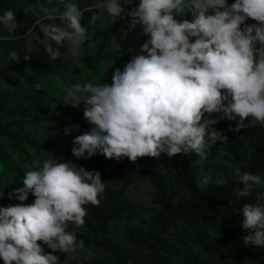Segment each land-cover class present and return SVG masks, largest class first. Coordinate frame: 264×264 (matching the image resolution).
Listing matches in <instances>:
<instances>
[{
    "label": "clouds",
    "instance_id": "clouds-1",
    "mask_svg": "<svg viewBox=\"0 0 264 264\" xmlns=\"http://www.w3.org/2000/svg\"><path fill=\"white\" fill-rule=\"evenodd\" d=\"M60 3L62 12L42 6L44 15L35 20L52 61L62 57L59 47L65 44L66 54L73 57L86 42L89 48L96 46L81 24L85 9L75 2ZM126 5L102 0L98 7L111 17H130L129 30L140 25L149 39L123 70L115 68L111 85L75 83L66 90L65 104L78 107L83 102V116L92 125L73 139L75 157L99 153L120 160L118 167L161 153L165 160L193 152L207 159L214 144L227 140L214 127L222 120H229V130L235 132L264 126V0H139L130 11ZM185 13L193 19L174 18ZM57 19L64 27L45 23ZM98 19L92 15L90 24ZM249 19L254 22L248 24ZM0 24L7 30L4 39H14L16 13L5 11ZM110 43L120 53L118 40L110 37ZM9 55L19 62L15 51ZM78 130L69 124L64 134ZM232 173L242 185L237 198H248L264 185L260 175L239 166ZM209 182L205 177L199 186ZM104 191L98 171L77 168L63 158L34 160L32 169L24 172L23 187L0 202V259L4 264H59V257L45 254L38 241L63 254L83 249L85 242L68 226L82 227L88 214L84 205L98 207ZM30 193L34 197L24 204ZM235 212L247 233L244 245L264 247V194L257 193L254 203H244Z\"/></svg>",
    "mask_w": 264,
    "mask_h": 264
},
{
    "label": "trees",
    "instance_id": "trees-1",
    "mask_svg": "<svg viewBox=\"0 0 264 264\" xmlns=\"http://www.w3.org/2000/svg\"><path fill=\"white\" fill-rule=\"evenodd\" d=\"M96 1L65 0L85 9L81 24L96 41L94 48L85 43L78 65L66 54L67 44L59 47L62 57L52 61L35 25L44 15L42 6L62 12L60 0H0V15L11 10L18 24L14 39H4L7 30L0 24V202L15 188L23 187L24 172L32 169L34 160L51 157L60 162L63 158L77 168L98 171L105 184L99 206L84 205L88 213L84 225L69 224L67 229L85 242L83 249L92 255L68 264H211L209 255L222 251L231 256L223 264H264V247L244 245L247 233L241 227L242 217L235 212L244 203H254L257 193L264 194V185L248 198H237L242 185L232 173V168L239 166L241 171L264 179V126L256 124L235 132L229 130V120H222L214 127L227 140L214 144L207 159L194 152L167 160L162 153L158 158H138L131 169L144 179L147 204L153 209L146 216L134 217L139 202L129 192L133 180L128 170L117 166L120 160L99 153L90 158L72 154L75 136L92 125L83 116V102L78 107L65 104L66 90L75 83L111 85L115 68L123 70L133 56L141 54L140 46L149 39L140 25L129 30L130 17H111ZM120 2L128 4L126 11L132 9V0ZM94 14L99 19L91 25ZM174 18L191 21L193 16L185 13ZM51 23L64 27L58 19ZM124 32L126 39L132 43L139 40L141 45L133 43L131 51L125 50L121 42ZM110 37L120 43V53ZM12 51L19 62L10 58ZM69 124L78 125L79 130L65 135ZM205 177L210 182L200 187ZM217 179L224 183L216 184ZM33 197L30 193L23 203Z\"/></svg>",
    "mask_w": 264,
    "mask_h": 264
},
{
    "label": "rangeland",
    "instance_id": "rangeland-1",
    "mask_svg": "<svg viewBox=\"0 0 264 264\" xmlns=\"http://www.w3.org/2000/svg\"><path fill=\"white\" fill-rule=\"evenodd\" d=\"M132 1H133L132 8L137 6L139 3V0H132ZM101 2H102L101 0H98L95 2V4L98 6ZM47 7H49V5H47ZM128 11H130V10H128ZM251 22H254V21L249 19L248 24ZM48 23H51V21H49ZM39 35H40V39L43 42L44 36H43V33L41 30H39ZM121 42H122L125 50H128V51H131V44H133V43L137 47H139L138 45H141V41L136 40V39L132 43L126 38H121ZM73 60L75 63H77L79 65V55L76 57H73ZM90 128H88V129L90 130ZM85 131L86 130H84V132ZM84 132H82V133H84ZM123 167H126L128 169V173L131 176V179L133 180L132 185L129 187V192L131 193L133 200H135L136 202H139V205H137V209L135 211L134 217L141 216V215L142 216L150 215V212L153 209L151 206H149V204H147V202H148V200L146 199L147 191L143 188V186L145 184L143 177L135 175V172L131 169V165H129L128 163H122V166H120V168L122 169ZM133 220H134V223H137V219H133ZM41 246H42L43 252L45 254L51 253L53 255H57L59 257V264H68L71 261L79 262L83 258H85V257L89 258L92 255V253L89 250H85V249H78L75 253L63 254V253H59V252H52V250L49 249L43 243H41ZM230 257L231 256L226 251H222V252H218V253H212L209 255L208 258H209L211 264H223L224 260L227 261ZM0 264H4L2 259H0ZM229 264H234V263L230 262ZM235 264H236V262H235Z\"/></svg>",
    "mask_w": 264,
    "mask_h": 264
}]
</instances>
